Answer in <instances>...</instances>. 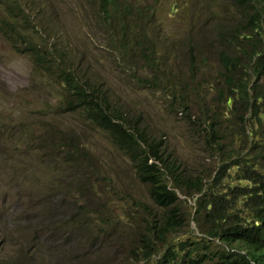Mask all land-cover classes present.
Masks as SVG:
<instances>
[{
  "label": "rangeland",
  "instance_id": "obj_1",
  "mask_svg": "<svg viewBox=\"0 0 264 264\" xmlns=\"http://www.w3.org/2000/svg\"><path fill=\"white\" fill-rule=\"evenodd\" d=\"M251 12L246 0H0V264H154L166 247L181 264L210 263L202 256L223 244L200 232L201 192L186 180L213 191L244 185L234 164L246 152L264 175L252 144L264 133V83L255 109L227 103L218 59L259 48L264 20L257 35L243 27ZM60 69L158 141L174 165L182 225L164 240L151 226L165 209L127 155L66 103ZM223 160L231 168L215 179ZM141 239L152 245L147 259Z\"/></svg>",
  "mask_w": 264,
  "mask_h": 264
},
{
  "label": "trees",
  "instance_id": "obj_2",
  "mask_svg": "<svg viewBox=\"0 0 264 264\" xmlns=\"http://www.w3.org/2000/svg\"><path fill=\"white\" fill-rule=\"evenodd\" d=\"M246 1L251 3L252 12L243 27L248 25L247 27L255 30L257 35L255 29L258 28L257 21L264 20V0H256L255 4H252V0ZM106 2L108 0H101V4ZM17 10L22 12L18 5ZM105 10L104 7L101 8V11ZM256 40L259 48L254 43H251L249 48L241 46L243 50L241 55L244 56L230 57L224 53L219 54L224 81L231 86L227 103L237 100L246 102L247 107L251 109L257 107L256 102L261 98L259 87L262 82L264 83V31L256 36ZM30 52L35 64L41 66L44 61L42 54L36 48L30 49ZM57 75L61 76L64 90L68 95L66 103L72 108L82 109L87 119L105 132L111 142L127 155L136 177L140 183L147 185L150 199L165 209V213L160 217V224L156 227L154 224L151 226L156 238L164 240V235L181 226L182 221L176 211L178 200L175 189L178 188V175L175 174L172 162L163 156L160 143L148 140L136 126L126 124L119 113L108 109L103 95L100 96L92 89L88 90L77 83L70 72L60 69ZM213 132L211 129V139ZM213 143L216 145L218 141L214 140ZM252 144L257 146L258 153L264 155V133ZM234 166L235 179L237 181L243 179L246 184L236 186L227 184L222 190L213 191L216 187H204L199 177L186 180L193 193L201 192V203L197 205L195 214H202L206 224L205 226L197 224L200 232L207 238L217 239L223 244L218 246L219 250L215 249L210 255L202 257L209 260V264H264V175L258 168L260 167L258 159L251 160L247 152L242 156V162L235 161ZM229 168L230 164L223 160L218 165L214 178L226 177ZM166 175L170 177L172 184L168 185ZM235 204H240L241 209L235 208ZM236 211L244 213L239 214ZM207 238L200 239L208 243L210 239ZM141 241L148 248L143 255V259H147L151 254L152 245L148 239ZM232 243L236 245L232 246ZM182 260V256H178L174 249L166 247L155 259L154 264H181ZM201 263L200 258L198 264Z\"/></svg>",
  "mask_w": 264,
  "mask_h": 264
}]
</instances>
